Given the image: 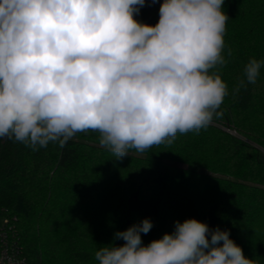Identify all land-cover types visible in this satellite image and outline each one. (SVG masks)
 Wrapping results in <instances>:
<instances>
[{
	"label": "clouds",
	"instance_id": "clouds-1",
	"mask_svg": "<svg viewBox=\"0 0 264 264\" xmlns=\"http://www.w3.org/2000/svg\"><path fill=\"white\" fill-rule=\"evenodd\" d=\"M145 2L0 0V139L37 151L92 131L121 159L207 129L229 95L225 0H163L155 26L134 18ZM262 67L249 59L233 95L255 84ZM152 227L145 218L116 232L125 243L100 247L95 261L256 264L227 230L194 218L145 246L141 233Z\"/></svg>",
	"mask_w": 264,
	"mask_h": 264
},
{
	"label": "trees",
	"instance_id": "trees-1",
	"mask_svg": "<svg viewBox=\"0 0 264 264\" xmlns=\"http://www.w3.org/2000/svg\"><path fill=\"white\" fill-rule=\"evenodd\" d=\"M162 3L146 0L134 18L155 26ZM223 11V54L233 53L221 69L229 95L199 134L178 133L171 145L130 149L121 159L92 131L37 151L0 139V227L5 216L17 218L15 236L28 259L97 264L100 247L122 246L115 233L145 218L153 223L141 233L145 246L194 218L227 230L245 257L264 264V67L255 84L233 95L249 59L264 60V0H225Z\"/></svg>",
	"mask_w": 264,
	"mask_h": 264
},
{
	"label": "built area",
	"instance_id": "built-area-1",
	"mask_svg": "<svg viewBox=\"0 0 264 264\" xmlns=\"http://www.w3.org/2000/svg\"><path fill=\"white\" fill-rule=\"evenodd\" d=\"M227 131L236 135V131L226 128ZM17 218L13 216H5L0 227V264H8V257L15 261H22L23 264H40L32 262L23 252L18 239H16V228L13 221Z\"/></svg>",
	"mask_w": 264,
	"mask_h": 264
},
{
	"label": "rangeland",
	"instance_id": "rangeland-1",
	"mask_svg": "<svg viewBox=\"0 0 264 264\" xmlns=\"http://www.w3.org/2000/svg\"><path fill=\"white\" fill-rule=\"evenodd\" d=\"M236 135L238 136V133L236 132Z\"/></svg>",
	"mask_w": 264,
	"mask_h": 264
}]
</instances>
